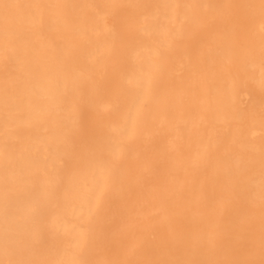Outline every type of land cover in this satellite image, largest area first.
Returning a JSON list of instances; mask_svg holds the SVG:
<instances>
[{
	"label": "bare ground",
	"instance_id": "bare-ground-1",
	"mask_svg": "<svg viewBox=\"0 0 264 264\" xmlns=\"http://www.w3.org/2000/svg\"><path fill=\"white\" fill-rule=\"evenodd\" d=\"M0 264H264V0H0Z\"/></svg>",
	"mask_w": 264,
	"mask_h": 264
}]
</instances>
